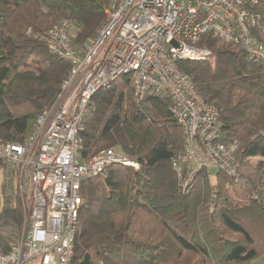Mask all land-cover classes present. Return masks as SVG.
I'll list each match as a JSON object with an SVG mask.
<instances>
[{"label": "trees", "instance_id": "obj_1", "mask_svg": "<svg viewBox=\"0 0 264 264\" xmlns=\"http://www.w3.org/2000/svg\"><path fill=\"white\" fill-rule=\"evenodd\" d=\"M110 2L0 0V145L25 141L67 77L70 66L41 37L66 20L73 24L71 44L81 47L104 23ZM248 7L256 17L251 35L264 47V0ZM198 46L213 53L214 67L206 61L175 64L215 108L220 141L236 143V174L217 172L211 183L202 170L182 189L171 160L183 149V134L169 98L140 97L129 77H122L123 87L114 81L90 99L80 157L86 162L118 149L139 168L110 166L105 177L81 184L71 264H250L264 254V61L253 62L240 46L211 32ZM1 194L5 254L19 239L23 217L4 182Z\"/></svg>", "mask_w": 264, "mask_h": 264}, {"label": "built area", "instance_id": "obj_2", "mask_svg": "<svg viewBox=\"0 0 264 264\" xmlns=\"http://www.w3.org/2000/svg\"><path fill=\"white\" fill-rule=\"evenodd\" d=\"M256 0H111L107 19L84 46L70 42L73 24L61 21L44 36L48 50L70 68L61 85L63 98L35 120L22 144L0 145V162L10 167L19 196L28 195L19 239L0 264H71L81 184L103 176L110 166L138 169L119 151L108 149L86 162L79 135L93 94L119 77H129L135 92L163 95L182 129L183 149L171 160L182 189L200 171L236 174V143L220 141L215 108L197 94L175 61H211L198 46L211 32L240 46L253 62L264 61V47L251 35ZM264 191V183L262 184ZM24 214V212H23ZM24 221V223H23Z\"/></svg>", "mask_w": 264, "mask_h": 264}, {"label": "rangeland", "instance_id": "obj_3", "mask_svg": "<svg viewBox=\"0 0 264 264\" xmlns=\"http://www.w3.org/2000/svg\"><path fill=\"white\" fill-rule=\"evenodd\" d=\"M106 10L104 11L105 21L107 19ZM105 21H104V23H105ZM104 23H102L99 27L96 28L95 35H96L97 31L100 29V27ZM48 31H49V29H48ZM47 32L41 37V40L44 43H45L44 36H46ZM72 34L73 33H71V35ZM95 35H94V37H95ZM89 40H91V39H89ZM89 40H87L85 43H87ZM85 43H83V45H85ZM211 54H212V58L213 59L211 61H207V63H209V65L214 67L215 63H216V60H215V56L213 55V53H211ZM115 83H116L117 86H121V87L124 86V80H123L122 77L117 78L115 80ZM62 98H63V93L61 92V88H60V92L58 93V95L56 96L55 100L53 101V103L51 104V106L49 108H51L52 106H54L58 102H60ZM116 150L118 151V149H116ZM253 160L255 161V159H253ZM253 160H251V161L253 162ZM127 168H131L133 170H138V169H134L132 167H127ZM138 168H139V165H138ZM11 170L12 169H10V167H8L6 164L4 165V164L0 163V210H1L2 206H3V197H2V194H1V184H2V182H4L6 184V187H7L8 198L10 200H12V202H14L15 199L19 200L20 206H21V210H22V217L24 215V218L27 219L28 218L29 208L31 206V199L26 194H24L21 197L19 196L18 192L16 191V180H15L14 172H11ZM3 174H5L6 178H3ZM214 176H215V172H212V177L210 178L211 183L214 182ZM103 177H105V175H103L102 178ZM23 212H24V214H23ZM23 223H24V221H23ZM251 264H264V254L261 257H259L258 259L254 260Z\"/></svg>", "mask_w": 264, "mask_h": 264}, {"label": "crops", "instance_id": "obj_4", "mask_svg": "<svg viewBox=\"0 0 264 264\" xmlns=\"http://www.w3.org/2000/svg\"><path fill=\"white\" fill-rule=\"evenodd\" d=\"M251 263H252V262H251ZM251 263H250V264H251Z\"/></svg>", "mask_w": 264, "mask_h": 264}]
</instances>
